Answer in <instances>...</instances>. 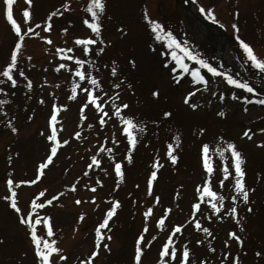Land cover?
<instances>
[{
    "label": "rangeland",
    "instance_id": "1",
    "mask_svg": "<svg viewBox=\"0 0 264 264\" xmlns=\"http://www.w3.org/2000/svg\"><path fill=\"white\" fill-rule=\"evenodd\" d=\"M188 1L192 11L203 17L206 23L200 24L193 19L185 10L181 0H107L104 36L111 40L112 44L107 46V54L101 62V76L107 75L103 64L109 63L110 59H117L135 89L134 93L126 92L128 102L138 114L149 121L147 132L139 137L131 163L123 161L127 147L125 142L122 141L120 145L113 147L114 157L123 161L125 171L120 187L115 190L113 160L109 159L107 154L99 157L102 161L101 167L108 173L107 176L97 168L88 170L87 176H84L83 172L89 157L95 154L98 144L104 141V137L110 138L113 132L119 135V126H113V122L110 121L104 129H100L96 122V114L92 109H88L87 122L77 128L78 105L83 102L84 97L78 95L77 100H69L70 74L63 70L53 71L54 64L58 62L54 46L74 47L75 54L80 55V46H74L72 40L74 36L89 34V30L81 22L82 6H86L87 0H71L70 11L60 9L63 18H54L50 33H45L42 25L38 29H33L41 35L50 36L52 45L36 37H26L25 55L32 57L30 63L34 67L28 68V61H24L21 66L33 80V89L27 90L23 84H18L12 90L15 96L9 97L11 104L8 106V117L5 118L0 114V264H36L31 240L27 235L28 229L19 224L17 214L3 197L9 194L5 190V180L9 174L13 179H33L38 164L46 157L50 144L46 140L49 133L47 117L54 98L58 104L68 105L67 109L62 110L58 116L60 123L63 124L58 135L60 139H68L69 143L58 149L57 156L44 170L40 181L33 185H22L16 191L18 204L22 210L27 208L28 200L42 190H46L43 198H50L57 192L62 193L53 205L46 206L43 214L52 218L53 238L57 241V246L68 256L67 264H78L80 259H85L90 254L94 247V228L103 218L104 211L110 207L107 197L120 200L122 207L109 222L111 231L107 234L111 235L112 239L110 241L105 239L102 242L108 243L111 251L101 247L98 257L94 258V264H132L135 237L144 224L142 213L145 205L149 204L154 196L159 195L162 205L154 206L153 215L147 221L149 231L145 233L144 242L150 240L152 236H156L157 239L142 256V264H155L161 242L166 239L170 231V225L167 224L163 229L157 228L155 220L162 214V206L173 209L168 218L172 224L183 222L187 217L193 200L194 186L201 183L202 178L199 145L205 141L212 142L218 136L233 140L243 151L246 156V181L249 187L255 189L250 194L253 212L247 213L243 206L239 209L240 215L244 216L242 221L244 232L239 233L238 228L234 229L245 240L243 250L239 253L241 264H264V260L254 255L257 250L264 247V147L256 146L257 141L264 140V134L259 131L260 128H264V104L258 102L264 100V96L250 94L232 85L225 87L226 82L222 77H213L201 68V72L209 80L210 89L216 91L217 95L223 93L224 99L218 100L216 97H211L208 92L201 91L192 100L200 104L199 109L191 110L183 103L186 90H190L189 82L185 80L188 73L181 77L178 86L173 83L170 68L174 62L169 57V67L163 66L165 57L160 53L164 41L154 39L143 19V10L147 8L152 18L165 25L166 30H172L181 42L186 39L190 48L207 59L219 71L231 75L241 73L252 77L255 83L264 84V71L256 69L247 60L236 40V35H239L252 45L258 56L264 57V0ZM62 2L63 0H33V19L26 23L22 16V9L27 6L25 0H14L13 15L26 30L32 24L43 20L49 11L54 8L59 9ZM201 7L205 10L213 8L215 19H209L206 11H200ZM237 9L239 14L234 15ZM68 20L73 22L72 25L67 24ZM217 20L219 23L216 22ZM210 21L218 25L215 26ZM233 23L237 24L238 33L232 28ZM120 25L128 29L124 37H121L116 30ZM62 27H68V32L61 33L59 29ZM15 39V33L4 15L3 0H0V64L5 61ZM150 45L153 47L150 48ZM45 48L49 51L45 52ZM129 58L135 59V68L127 63ZM185 62L190 67H199L194 61ZM45 67L47 71L44 70ZM45 78L49 82L47 85L42 83ZM56 83L60 84L59 88L55 87ZM154 87L160 92L159 100L155 102L150 97ZM49 92L54 93L55 96H49ZM233 93L237 98H233ZM41 96L45 99L42 105L37 102ZM240 96L247 99H239ZM122 98H125L123 94ZM252 98L256 103L254 106H248ZM208 100L212 103L209 104ZM160 107L170 108L173 119L162 123L158 130L151 125L150 120ZM221 109L226 113L223 118L216 115ZM29 114L33 116L31 121L27 119ZM12 116L16 117L14 125L18 128L15 134L7 127L6 122ZM89 123L93 125L91 129L87 127ZM198 126L206 128V135L203 138L194 132ZM245 128L251 131L252 139L241 135ZM177 129L181 132L179 160L176 165H171L164 156L166 150L164 141ZM77 130H81V140L72 136ZM106 146L112 147L111 143ZM156 155H160L164 166L154 182L153 197H149L146 195L145 182L151 170V161ZM213 160L219 163V158L215 155ZM258 174L260 179H257ZM78 176L80 180L77 181L75 192L65 187L76 181ZM97 177L103 181V184L98 185L97 191L92 193L85 188V185L93 184ZM178 191L181 195L174 200L173 195ZM224 191H229L227 186ZM92 195L97 196L95 203L91 202ZM77 198L82 200L79 205L75 203ZM133 200H136V203H133ZM81 212L85 213L84 219L77 223V217ZM232 224L234 222H206V226H210V230L217 237L213 242V246L217 248V255H220L225 230ZM38 233H44L41 226H38ZM197 235L202 237L203 233H195L189 225L177 241L179 243L187 238L191 242L197 238ZM202 251L199 246H193L194 257L203 258ZM209 259L212 264H217L214 257L209 256ZM58 264L62 262L58 261Z\"/></svg>",
    "mask_w": 264,
    "mask_h": 264
},
{
    "label": "snow or ice",
    "instance_id": "2",
    "mask_svg": "<svg viewBox=\"0 0 264 264\" xmlns=\"http://www.w3.org/2000/svg\"><path fill=\"white\" fill-rule=\"evenodd\" d=\"M25 3L27 6L22 9V16L23 20L27 23L33 19V0H25ZM70 3L71 0H63L59 5V9L54 8L52 11H49L43 20L32 24L31 27H27L25 30L14 18V0H3L6 21L10 23L11 29L16 36L5 61L0 64V97H3L0 98V114L5 118L9 115L8 106L11 104L9 97L15 96V92L12 90L18 84H23L27 90H32L34 86L33 80L26 74L25 68L21 66L24 61H28L27 67H34L30 63L32 57L25 55L26 37H36L48 45H52L53 42L50 36L41 35L40 32L33 29H38L42 25L43 31L50 33L53 29L54 18H63V13L60 9L70 11ZM82 8L83 16L81 22L89 30V34L86 36H74L72 40L74 46H80V55L75 54L74 47L54 46L58 62L54 64L53 71L61 72L63 70L70 74L69 100H77L78 95H83L84 97L83 102L78 105L79 123L77 128L87 122L88 109H92L94 114H96V122L100 129H104L110 121L113 122V126H119V135L113 132L110 138L104 137V141L98 144L95 154L89 157V161L86 163L83 172V175L87 176L88 170L97 168L107 176L108 173L101 167L102 161L99 158L102 154H107L108 158L113 160L112 171L116 179L115 190V188L120 187V182L123 181L125 176L123 161L132 162L134 149L139 142V137L147 132L149 121H146L142 115L138 114L137 110L128 102L126 92L134 93L135 89L133 84L129 82V76L125 74L117 59H110L109 63L103 64L107 75L101 76V62L104 61V57L107 54V46L112 44V41L104 36V31L106 30L105 13L107 11V0H87L86 6H82ZM200 11H206L209 19H215L213 8L205 10L201 7ZM238 14L239 10L237 9L234 15ZM143 19L146 21V27L150 29L154 39L156 41H164L160 53V55L165 57L163 66L165 68L169 67V57L174 62V66L170 68V72L173 74V83L178 86L181 82V77H184L185 73L190 75V90H186L183 103L191 110L196 111L199 109L200 104L192 102V100L201 91L208 92L211 97H216L218 100L222 101L224 99L223 93L217 95L216 91L210 89L209 80L201 72V68L205 69L213 77H222L228 85L244 89L247 92L253 91L247 82H242L227 72L219 71L207 59L190 48L186 39L183 42L178 40L172 30H166L165 25L149 15L147 8L143 10ZM216 22L219 23L218 20ZM72 23L71 20L67 21L68 25H72ZM232 28L237 33L239 32L237 24L233 23ZM116 30L120 33L121 37H124L128 33V29L124 25H120ZM59 31L67 33L68 27H62ZM236 40L247 60L256 69L264 71V57L258 56L252 45L239 35H236ZM149 47L152 48L153 46L150 45ZM44 51L48 52L49 49L45 48ZM186 60L194 61L199 67H190L185 62ZM127 63L132 68H135L136 61L134 58H129ZM44 70L47 71V68L45 67ZM42 83L47 85L49 82L45 78ZM55 87L59 88L60 84L56 83ZM122 94L125 98H122ZM48 95L55 96L52 92H49ZM150 97L154 102L158 101L160 97L159 89L154 87L150 92ZM233 98H237L235 93H233ZM239 99L246 100L247 98L240 96ZM37 102L41 105L44 104V97H39ZM258 102L264 104V100ZM208 103L211 104L212 101L208 100ZM67 107V104H58L55 98L53 99L50 114L47 117L49 133L46 136V140L50 142L49 150L46 157L38 164L34 178L13 179L12 175L9 174L5 180L9 194L4 196L3 199L9 203V207L17 214L19 224L27 227V235L31 240L36 264H58V261L62 262V264H67L68 256L64 254L62 248L57 246V241L53 238L54 225L52 218L50 215L43 214L46 206L53 205V202L62 193L57 192L56 195L50 198H43L46 190H42L36 193L29 201L27 208L22 210L18 204L16 189L22 185H33L40 181L42 175H44V170L53 163L54 157L57 156L58 149L69 143L68 139H60L58 135L63 128V124L60 123L58 116ZM216 115L223 118L226 116V113L221 109ZM15 119L16 117L12 116L11 119H7L6 121L7 127L14 134L18 132V128L14 125ZM27 119L31 121L33 116L29 114ZM172 119V110L160 107L155 116L151 118L150 123L159 130L162 123ZM87 127L91 129L93 125L89 123ZM169 131L172 130L169 129ZM259 131L261 134H264V128H260ZM194 132L203 138L206 135V128L198 126L194 129ZM241 135L247 139H252V133L247 128H245ZM72 136L81 140V130L74 131ZM122 141L127 146L123 161L115 159L113 152V147L120 145ZM108 143H111L112 147H107L106 144ZM164 143L166 147L164 156L167 157L171 165H176L179 160L178 151L181 146V132L179 129L166 138ZM256 146L264 147V140L257 141ZM198 155L200 166L203 169L202 178L201 183H197L194 186V195L190 204L189 214L183 222L172 224L168 218L173 209L162 206V214L155 220L157 228L163 229L166 227V224L170 225V231L158 249V258L155 264H212L209 256L214 257L217 264H241L239 253L243 250L245 240L234 229L238 228L239 233L244 232V225L242 224L244 216L240 215L239 209L243 206L246 208L247 213L253 212L250 194L255 191L254 188L248 186L246 181V156L237 143L231 139L226 140L223 136L215 137L212 142H202L199 145ZM214 155L219 158L218 164L213 160ZM9 163H11V158H9ZM163 166L164 164L160 155H156L151 161V170L145 182L146 195L149 197H153V185L158 178V172ZM65 171L67 170L65 169ZM257 179H260L259 174L257 175ZM79 180L80 177L78 176L76 177V181L65 187L75 192L77 181ZM102 184L103 181L97 177L93 184H86L85 188L95 193L97 186ZM226 186L229 189L227 192L224 191ZM180 187L182 188L183 186L181 185ZM180 195L179 191L176 192L173 195V199H177ZM90 199L91 202L95 203L97 196L92 195ZM107 200L110 201V207L104 211L103 218L94 228V247L85 259L78 261V264H94V258L98 257L101 247L107 251H111L108 243L102 242L105 239L109 241L112 239L111 235L107 234L111 231L109 222L116 215L117 210L122 207V204L120 200L113 199L112 197H107ZM132 202L136 203V200ZM140 202L143 203V201ZM75 203L79 205L82 203V200L77 198ZM158 204L162 205V201L161 197L156 195L151 199L149 204L145 205L142 213L144 224L139 234L135 237L132 264H142V256L145 250L157 239L156 236H152L150 240L144 242L145 233L149 231L147 221L153 215L154 206ZM84 216L85 213L81 212L77 217V223L82 221ZM212 221L234 222L231 227L225 230V238L221 241L220 255H217V248L213 246V242L216 241L217 237L210 230V226H206V222ZM189 225L195 233H203V236L197 235V238L191 242L189 239L184 238L178 243L177 238L182 237L183 230ZM38 226L43 228V234L38 233ZM193 246H199L203 250L201 252L203 258L193 256ZM254 255L264 260V247L257 250Z\"/></svg>",
    "mask_w": 264,
    "mask_h": 264
},
{
    "label": "bare ground",
    "instance_id": "3",
    "mask_svg": "<svg viewBox=\"0 0 264 264\" xmlns=\"http://www.w3.org/2000/svg\"><path fill=\"white\" fill-rule=\"evenodd\" d=\"M236 77L243 80V78L240 75H237ZM261 90H264V88H261Z\"/></svg>",
    "mask_w": 264,
    "mask_h": 264
}]
</instances>
